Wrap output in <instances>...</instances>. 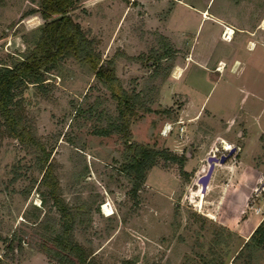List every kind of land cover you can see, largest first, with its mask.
Segmentation results:
<instances>
[{
	"label": "rangeland",
	"instance_id": "rangeland-1",
	"mask_svg": "<svg viewBox=\"0 0 264 264\" xmlns=\"http://www.w3.org/2000/svg\"><path fill=\"white\" fill-rule=\"evenodd\" d=\"M41 2L0 0V65L11 64L33 47L45 22L38 11ZM128 4L130 0H75L67 13L104 69H111L128 94L138 96L128 139L93 133L118 122L116 103L88 67L72 57L57 60L42 73L40 84L27 83L14 91L23 125L48 154L47 185L38 184L40 152L8 135L0 119V264H27L34 256L47 264H82L76 250L59 261L42 252L51 247L44 240L61 231L49 193L52 180L72 215L67 240L79 245L84 264H264V245L250 242L242 248L248 238L220 223L227 216L244 219L251 205L264 200V113L257 118L263 128L254 133L241 132L245 121L240 116L233 122L224 118L262 107L264 59L253 60L237 74L238 63L211 73L213 82L205 90L213 87L206 102L216 103L224 117L205 111L191 125L181 124L186 128L181 131L177 109L182 99L164 107L157 99V90L172 72L169 61H155L156 48L161 54L166 42L142 29L139 1ZM208 8L231 10L239 20L249 13L255 20L264 15V0H210ZM33 13L40 20L29 16ZM260 24L264 28V19ZM242 50L249 56L254 52ZM181 72L178 67L172 76ZM243 88L259 99L247 97ZM165 124L171 130L162 137ZM128 142L167 150L178 161L155 158L137 180L129 166L133 149ZM210 156H223L224 161L214 164L201 189L197 179L206 172ZM225 189L228 198L218 205ZM105 204L110 215L103 213Z\"/></svg>",
	"mask_w": 264,
	"mask_h": 264
},
{
	"label": "crops",
	"instance_id": "crops-1",
	"mask_svg": "<svg viewBox=\"0 0 264 264\" xmlns=\"http://www.w3.org/2000/svg\"><path fill=\"white\" fill-rule=\"evenodd\" d=\"M131 1L133 0H130L128 6L131 5ZM138 1V7L142 12V29L159 34L164 39V43L166 42L173 50L169 57L157 60L156 57L162 53L159 54L160 49L156 48L155 61H169V71L173 70L174 67L175 69L179 67L182 70L178 78L169 73L161 83L157 90L158 103L164 107L163 103L171 105L173 99H182L183 103L177 109L179 118L177 124L182 127L181 131L186 129L181 124L190 120L195 121L205 111H208L210 115L216 114L224 117L220 114L222 111L217 109L219 106L214 107L216 103L208 105V102H206L213 86L206 90L205 87L213 82L210 75L218 71L216 66L219 62L224 67L223 71L226 68H231L233 63H238L237 70L234 73L237 74L239 71L245 70L253 60L259 63L260 58L264 59V28L260 27L264 15L261 14L254 20L249 13H244L241 16L242 20H239L231 10H223V12L210 11V8H208L210 0ZM126 9L128 11L129 7H126ZM225 27L226 29L230 28L233 32L232 36L228 33L231 37L229 40L221 38V32ZM249 43L253 46H249ZM161 46L164 50V45ZM242 49L254 52L249 56L250 53L243 54L244 50ZM243 90L247 97L251 96L257 100L260 97L258 94H251L249 90L244 88ZM262 103V107L256 113H252L247 108L242 114L230 113V116L227 115L224 118H229L227 121L233 122V117L240 116L246 124L240 125L241 132L254 133L260 131L263 128L260 125L262 121L257 120V118L263 116L264 111L260 113V110L264 108V102L262 101ZM191 122H189V125H191ZM161 126L163 127V125ZM160 135L167 137L169 134L164 136L160 133ZM246 147V155H248L250 147L248 145ZM226 189L224 195L222 194L220 197L218 205L223 202V199L228 198ZM236 196L237 194L234 193L230 197L234 198ZM250 208L251 210L247 212L244 219L234 221V219L227 216L220 222L221 225L246 240L264 217V200L255 202ZM219 215L218 208L217 216ZM39 257L34 256L33 260H30L27 264L38 262L43 264L45 262V260L43 261L44 258Z\"/></svg>",
	"mask_w": 264,
	"mask_h": 264
},
{
	"label": "trees",
	"instance_id": "trees-1",
	"mask_svg": "<svg viewBox=\"0 0 264 264\" xmlns=\"http://www.w3.org/2000/svg\"><path fill=\"white\" fill-rule=\"evenodd\" d=\"M75 0H42L39 8L41 18L44 19L43 27L34 43L33 47L26 53L18 55L11 64L0 65V119L4 130L13 138L21 143L32 145L40 152L41 165L39 171L42 173L38 184L47 185L51 178L49 166L44 170L48 154L37 142L33 135L26 130L21 121V116L15 110L16 101L14 91L27 83L40 84L43 81L42 73L54 67L57 60L64 57H72L81 65L88 69L97 77L98 81L110 92L111 97L116 103L118 122L109 125L108 129L96 130L97 135L116 134L122 138L130 137L129 124L135 114V105L138 102L136 94H128L121 86L111 69H104L99 63L100 57L91 47V42L87 40L81 32L78 24L74 23L67 13L74 9ZM35 20H40L37 13L29 15ZM27 16V17H29ZM26 17V18H27ZM34 21V20H32ZM161 55L157 60L169 57L173 50L166 43ZM107 66L111 67L113 62L108 60ZM129 148L133 149V155L129 164L137 180L143 179V170L150 169L155 158L166 161L177 162L178 157L167 150H152L149 147L134 142H128ZM49 193L53 198L52 205L59 213V227L61 231L53 238H46L44 243L51 244V247L42 252L48 258L59 261L76 250L79 254L78 262L84 264L85 258L78 244L67 240L69 231L73 223L71 213L66 209L62 200L57 196V183L52 180L49 183ZM253 242L263 247L264 245V217L249 235L243 247ZM241 248V249H242Z\"/></svg>",
	"mask_w": 264,
	"mask_h": 264
},
{
	"label": "water",
	"instance_id": "water-1",
	"mask_svg": "<svg viewBox=\"0 0 264 264\" xmlns=\"http://www.w3.org/2000/svg\"><path fill=\"white\" fill-rule=\"evenodd\" d=\"M223 161H224L223 156H220L219 158H216L214 156H210L207 158V162H208L207 170L204 174L199 176V178L197 179V182L201 185V189H204L206 187V185L209 181L210 175L212 173V170L214 168V164L216 162L222 163Z\"/></svg>",
	"mask_w": 264,
	"mask_h": 264
},
{
	"label": "bare ground",
	"instance_id": "bare-ground-1",
	"mask_svg": "<svg viewBox=\"0 0 264 264\" xmlns=\"http://www.w3.org/2000/svg\"><path fill=\"white\" fill-rule=\"evenodd\" d=\"M226 32L227 33H229V34H231V36H232V31L230 30V28H227L226 29ZM231 37H229L227 40H229ZM249 46H253L251 43H249ZM236 68V65L234 66V69ZM217 70H220V69H222V64L220 63V65L218 66V68H216ZM236 70V69H235ZM167 129V128H166ZM102 210H103V213L105 214V215H110L111 213H112V209L110 208V207H108V204H105V205H103L102 206Z\"/></svg>",
	"mask_w": 264,
	"mask_h": 264
},
{
	"label": "built area",
	"instance_id": "built-area-1",
	"mask_svg": "<svg viewBox=\"0 0 264 264\" xmlns=\"http://www.w3.org/2000/svg\"><path fill=\"white\" fill-rule=\"evenodd\" d=\"M229 34L226 32V27L222 30V32H221V38L223 39V40H226V39H228L229 38ZM220 65V62L218 63V65L216 66V68H218V66ZM222 67H223V65H222ZM174 69H175V67H174ZM174 69L172 70V72H171V75H173V71H174ZM167 124H165V125H163V127H162V129H161V132H163V131H165L166 130V132H165V135H167L169 132H170V130H171V128H170V126H169V128H167V129H165V126H166ZM180 130H182V127H180L179 128Z\"/></svg>",
	"mask_w": 264,
	"mask_h": 264
}]
</instances>
